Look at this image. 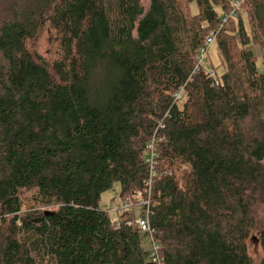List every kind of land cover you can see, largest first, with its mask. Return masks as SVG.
<instances>
[{
  "label": "trees",
  "instance_id": "1",
  "mask_svg": "<svg viewBox=\"0 0 264 264\" xmlns=\"http://www.w3.org/2000/svg\"><path fill=\"white\" fill-rule=\"evenodd\" d=\"M4 2L0 264H154L99 206L116 182L162 264H254L255 234L264 264V0ZM212 31L218 85L194 73Z\"/></svg>",
  "mask_w": 264,
  "mask_h": 264
},
{
  "label": "rangeland",
  "instance_id": "2",
  "mask_svg": "<svg viewBox=\"0 0 264 264\" xmlns=\"http://www.w3.org/2000/svg\"><path fill=\"white\" fill-rule=\"evenodd\" d=\"M8 7H9V5H7L4 2V0H0V21L3 19L5 20V19L9 18L10 13L7 16H4L5 13L7 14V8ZM3 10H5L4 14H3ZM192 12L194 14H196L198 12V8L195 4L192 5ZM243 20H244L245 24H247V18L245 16H243ZM42 45L44 46V51L49 48V45L46 41H45V44L43 42ZM255 52L257 55L258 69L260 72H263L264 67H263L261 52L258 49H255ZM210 59H211L212 65L216 66L219 73H222L224 71L223 70L224 68H223V65L221 62L222 59H221V56L219 54V50L215 44L210 50ZM1 60L2 59L0 57V63H1ZM121 193H122L121 185L119 182H116L110 190L106 191L101 196L99 206L102 210L108 212L111 220L118 218L119 208L121 207V205L123 203V201L121 199V197H122ZM138 197H139V194L135 195V197L133 199L128 201L132 206L135 207V209L132 210V213H131V219L133 221H135V219L143 218L146 214V208L142 205H138V201H137ZM262 202H264V195H262ZM263 209H264V205H263ZM263 209L261 210V212L264 211ZM263 215H264V212H263ZM141 238H142L143 248L147 252L151 253L152 252L151 237L146 233H142ZM248 251H249V254H250L254 264H259L263 258V250L261 247L260 239H259L257 234H255L254 237H252L250 239L249 244H248Z\"/></svg>",
  "mask_w": 264,
  "mask_h": 264
},
{
  "label": "built area",
  "instance_id": "3",
  "mask_svg": "<svg viewBox=\"0 0 264 264\" xmlns=\"http://www.w3.org/2000/svg\"><path fill=\"white\" fill-rule=\"evenodd\" d=\"M235 8H239V3L237 2L235 4ZM236 9L231 13V16H236L235 12ZM226 22V19L223 20ZM218 32L212 31L208 35L207 39L204 42L203 47L199 50V53L196 58V67L194 69V73L198 72H204L205 74L209 75L210 78L214 81L215 84H219L218 81V72L214 69L211 59H210V50L216 43V37ZM184 97V88H182L175 96V101L181 102ZM157 151H156V139H153L147 149V164L150 167V171L152 173V176L155 175L156 167H157ZM138 205H142L146 208V214L141 219H135L133 222L135 226L141 231V233H146L151 237L152 241V252L150 253L152 262L154 264H162L163 260L161 259L159 255L160 246L155 241V231L151 228L150 222H149V207L150 202L145 201L141 196L139 195L138 199ZM135 207L132 206L129 202L122 203L121 207L119 208L118 212V218L111 220L112 227H117L120 225L121 218H131L132 210H134Z\"/></svg>",
  "mask_w": 264,
  "mask_h": 264
}]
</instances>
